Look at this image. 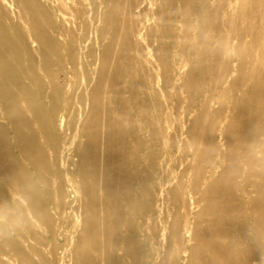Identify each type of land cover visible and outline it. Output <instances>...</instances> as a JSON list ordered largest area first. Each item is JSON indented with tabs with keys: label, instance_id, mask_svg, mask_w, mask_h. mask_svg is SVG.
Masks as SVG:
<instances>
[{
	"label": "bare ground",
	"instance_id": "bare-ground-1",
	"mask_svg": "<svg viewBox=\"0 0 264 264\" xmlns=\"http://www.w3.org/2000/svg\"><path fill=\"white\" fill-rule=\"evenodd\" d=\"M257 121L264 0H0V264H264Z\"/></svg>",
	"mask_w": 264,
	"mask_h": 264
},
{
	"label": "rangeland",
	"instance_id": "rangeland-1",
	"mask_svg": "<svg viewBox=\"0 0 264 264\" xmlns=\"http://www.w3.org/2000/svg\"><path fill=\"white\" fill-rule=\"evenodd\" d=\"M51 198L49 199V218H35L31 213L28 216L26 213L17 212L15 214L16 223L19 222L23 225L22 230L29 236L32 237H42L44 243H48L49 240L55 235L58 230V225H56L54 210L52 209L53 203L55 200L52 198L54 195V189H52ZM51 207V208H50ZM3 222H6L7 219H1ZM31 222V223H29ZM19 242L20 238H16ZM36 247H40L39 244L36 243Z\"/></svg>",
	"mask_w": 264,
	"mask_h": 264
},
{
	"label": "clouds",
	"instance_id": "clouds-1",
	"mask_svg": "<svg viewBox=\"0 0 264 264\" xmlns=\"http://www.w3.org/2000/svg\"><path fill=\"white\" fill-rule=\"evenodd\" d=\"M264 129V124H261V122L257 121L255 125L252 127L250 133L257 134L260 133L261 130ZM252 158H256V155H254ZM14 227L21 228L23 225L19 222H17ZM244 246L248 247L249 243H255L257 248L259 250L264 249V236L257 235L253 233L251 229L246 228L245 236H244ZM262 253V260H264V252Z\"/></svg>",
	"mask_w": 264,
	"mask_h": 264
}]
</instances>
